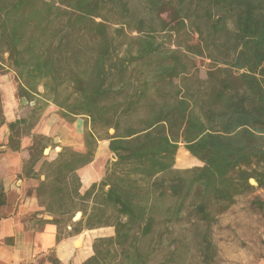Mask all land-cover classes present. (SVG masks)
Listing matches in <instances>:
<instances>
[{
  "label": "trees",
  "instance_id": "1",
  "mask_svg": "<svg viewBox=\"0 0 264 264\" xmlns=\"http://www.w3.org/2000/svg\"><path fill=\"white\" fill-rule=\"evenodd\" d=\"M8 71L33 103L7 123L12 148L31 136L29 168L47 104L83 121L84 150L63 146L35 172L54 222L113 228L83 264H213L217 216L264 189V0H0ZM99 140L115 159L80 193ZM177 150V164H201L176 167Z\"/></svg>",
  "mask_w": 264,
  "mask_h": 264
},
{
  "label": "crops",
  "instance_id": "2",
  "mask_svg": "<svg viewBox=\"0 0 264 264\" xmlns=\"http://www.w3.org/2000/svg\"><path fill=\"white\" fill-rule=\"evenodd\" d=\"M5 76L0 74L4 116V122L0 125V264H83L93 254V239L106 235L98 231H107L108 235H112L113 228H83L77 232L75 226L70 227L69 221L54 222L53 216L45 211L44 204L36 195V187L44 179V174H35L41 161L44 158L54 159L63 146L84 150L83 121L80 118L72 122L64 121L56 113L54 105L47 104L31 133H40L49 138L45 147L48 151L44 153V148V157L29 168L27 160L31 136H22L18 147L12 148L8 143L7 123L27 116L32 102L26 100L27 104H24L17 95L16 83L5 84L7 78L1 80ZM21 108H27V113L21 114ZM50 109L53 111L49 112ZM107 151L108 141L99 140L93 159L76 170L80 193L103 176Z\"/></svg>",
  "mask_w": 264,
  "mask_h": 264
},
{
  "label": "rangeland",
  "instance_id": "3",
  "mask_svg": "<svg viewBox=\"0 0 264 264\" xmlns=\"http://www.w3.org/2000/svg\"><path fill=\"white\" fill-rule=\"evenodd\" d=\"M204 70L205 67L200 66L201 75L204 74ZM1 80H5V84L15 82L11 71H8ZM17 100L20 105V99L17 98ZM32 104L30 103L29 106ZM52 111L53 109H50L49 112ZM20 112L21 114L27 113V108H21ZM181 149H184L182 144L178 150ZM189 156L192 158L189 164H177L175 159V166L183 168L201 164L190 153ZM108 159H115L112 158L110 151H107ZM254 195H259L264 199V189H257L252 195L246 197H238L226 212L217 216L213 226V240L216 245L213 264H264V211H258L250 203ZM72 220H75V214ZM98 233L108 235L107 231H98Z\"/></svg>",
  "mask_w": 264,
  "mask_h": 264
},
{
  "label": "water",
  "instance_id": "4",
  "mask_svg": "<svg viewBox=\"0 0 264 264\" xmlns=\"http://www.w3.org/2000/svg\"><path fill=\"white\" fill-rule=\"evenodd\" d=\"M39 89H42V87H39ZM25 101H26V99L25 98H22V102H25ZM112 131H113L112 129L109 130V132H112ZM47 151H48V149L45 148L44 149V153L47 152ZM111 156H112V158H115V155L113 153H111ZM249 182L251 184H255V181L253 179H250ZM80 215H81V212L80 211L76 212L75 213V219H77Z\"/></svg>",
  "mask_w": 264,
  "mask_h": 264
}]
</instances>
